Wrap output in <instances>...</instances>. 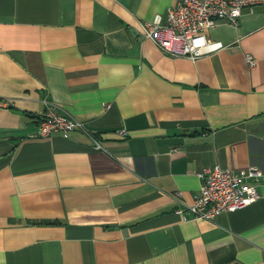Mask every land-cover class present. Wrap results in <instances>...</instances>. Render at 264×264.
Returning a JSON list of instances; mask_svg holds the SVG:
<instances>
[{"label": "crops", "instance_id": "crops-1", "mask_svg": "<svg viewBox=\"0 0 264 264\" xmlns=\"http://www.w3.org/2000/svg\"><path fill=\"white\" fill-rule=\"evenodd\" d=\"M177 2L0 0V264H264V2L196 60L140 34ZM51 103L83 127L33 137ZM215 163L259 198L180 213Z\"/></svg>", "mask_w": 264, "mask_h": 264}, {"label": "built area", "instance_id": "built-area-1", "mask_svg": "<svg viewBox=\"0 0 264 264\" xmlns=\"http://www.w3.org/2000/svg\"><path fill=\"white\" fill-rule=\"evenodd\" d=\"M264 0H178L168 10L167 21L158 14L153 20L140 21V34L152 39L166 53L187 56L194 60L226 48L222 40L210 38L207 30L221 22L237 24L243 10L254 7ZM250 66L257 64L252 54L247 55ZM38 130L33 137H46L53 131L70 133L82 128L83 123L69 113L60 112L53 103L37 114ZM96 149H108L94 139ZM202 185L193 203L181 208L194 218L212 220L222 213L247 206L260 196L255 181L263 176L253 166L250 169L232 170L220 163L206 166L199 172ZM254 182H253V181Z\"/></svg>", "mask_w": 264, "mask_h": 264}]
</instances>
